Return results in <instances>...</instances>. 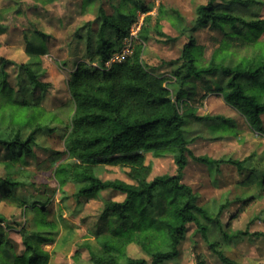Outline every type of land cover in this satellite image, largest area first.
Instances as JSON below:
<instances>
[{
  "label": "trees",
  "instance_id": "16d2710c",
  "mask_svg": "<svg viewBox=\"0 0 264 264\" xmlns=\"http://www.w3.org/2000/svg\"><path fill=\"white\" fill-rule=\"evenodd\" d=\"M99 1L97 17L76 32L78 42L85 40L87 51L94 52L92 62H76L67 83L70 99L62 106L48 108L42 103L50 83L41 79L47 70L38 54H31L24 63L0 55V148L7 149L8 157L3 162L9 168L0 182V200L16 197L15 189L26 185L11 170L15 164L29 163L28 158L36 156L38 137L62 131L64 149L50 159L60 188L75 185L79 199L96 197L108 189L125 194L122 201H104L94 231L99 248H91V264H162L179 254L191 223L197 225L223 261L237 264L219 249L217 240L210 238L216 229L231 237L221 219L231 201L222 204L214 215L200 204L199 195L182 181V175L192 155L190 125L219 119L217 122L225 130L231 126L225 117L197 113L190 103L197 80H204L207 88L218 84L225 100L255 129L264 132V18L258 11L264 7V0H207L199 4L197 26L210 24L220 30V44L206 58L203 46L190 35L182 55L173 61L176 67L170 75L149 67L143 53L153 33L166 36L162 31L163 16L182 34L188 30L182 23V13L160 5L154 16L148 7L132 0H82V8L91 9ZM47 2L50 1H44ZM138 8L146 15L133 52L109 65L112 56L122 49L124 39L130 36ZM1 17L0 10V33L5 29ZM35 33L43 43L46 41L45 32L37 29ZM25 39L27 48L34 50L33 36L25 33ZM244 48L246 52L241 53ZM9 63L16 69L17 88L8 79ZM148 150L156 156L172 154L178 174L157 175L150 180L152 167L144 153ZM56 158L62 161L53 165ZM197 159L210 166H218L221 161L236 164L252 180L264 184V169L252 162ZM102 164L127 168L133 182L103 179L96 170ZM22 204L32 206L38 213L37 229L23 230L25 249L17 254L0 224V264H47L50 253L43 245L53 241L54 236L45 227L55 229L57 225L44 217L45 202L28 205L24 200ZM4 220L0 212V222ZM132 243L138 244L148 257L131 256Z\"/></svg>",
  "mask_w": 264,
  "mask_h": 264
},
{
  "label": "rangeland",
  "instance_id": "374dc122",
  "mask_svg": "<svg viewBox=\"0 0 264 264\" xmlns=\"http://www.w3.org/2000/svg\"><path fill=\"white\" fill-rule=\"evenodd\" d=\"M0 0L1 22L5 29L0 33V55L17 63H24L31 54H38L43 67L47 70L41 78L50 83L42 103L48 108H57L65 104L70 95L68 79L76 67V62L85 59L92 62L94 52L87 51L86 41L78 42V27L87 21L94 20L101 2L96 6L82 8V0ZM139 1L150 9L151 14L158 15L160 5L167 9H178L182 15L183 25L188 30L182 34L166 17L161 20L162 31L166 36L152 34L145 45L143 59L156 72L170 75L176 67L173 61L181 55L189 36L194 35L197 43L203 46L204 55L210 58L220 44L223 34L220 30L206 26H197V8L207 0H132ZM106 7L110 6L106 3ZM259 14L264 18V7ZM138 18L131 27L143 23L144 13L137 9ZM155 20V19H154ZM45 32L48 37L43 43L35 31ZM139 31V30H138ZM25 33L33 36L36 45L29 50ZM171 37V38H170ZM264 38V33L262 37ZM137 36L126 37L121 50L117 51L108 62L120 61L133 52ZM246 48L241 53L246 52ZM96 64V63H94ZM11 85L18 87L15 66L9 63L6 67ZM213 79V78H211ZM204 80H197L194 96L190 103L195 106L201 116H222L230 119L227 130L217 120L208 119L193 122L190 125V148L192 155L185 167L182 181L192 186L199 195V202L209 208L211 213H219L221 205L227 201L231 204L224 210L222 221L231 235L227 238L216 229L210 233L211 240L219 242V249L237 264L264 263V184L252 180L247 171L242 172L236 164L220 162L218 166H210L198 157L210 159H235L243 164L252 162L264 169V132L255 129L249 120L233 105L228 103L218 84L207 88ZM264 120V115H263ZM214 123H218L217 127ZM264 126V125H263ZM215 127V128H214ZM39 146L36 156H30L29 163L14 165V177L26 181L24 187L15 189V196L0 200V212L5 220L0 222L5 236L10 240L13 250L22 254L25 249L23 230L37 229L39 217L36 210L24 206L23 201L32 205L34 201L45 202V218L53 221L57 228L45 227L52 231L54 240L43 245L50 253L47 264H91V248L97 250L99 244L94 235L104 208V201L113 199L122 201L125 194L112 189L104 190L96 197L79 199L75 185L67 184L60 188L53 177L50 159L57 151L64 149L62 131L44 133L38 137ZM147 163L151 165L150 180L157 175L178 174V165L172 154L156 156L153 151H144ZM8 157L6 148H0V182L6 177L9 168L4 159ZM197 157V158H196ZM56 158L53 165L61 162ZM18 170L20 172H18ZM97 173L103 179L129 178L127 168L117 165L102 164ZM249 179V180H248ZM129 254L133 257H148L141 247L132 243ZM162 264H228L210 246L195 223L189 224L186 238L180 245L179 254Z\"/></svg>",
  "mask_w": 264,
  "mask_h": 264
},
{
  "label": "built area",
  "instance_id": "2783aa9c",
  "mask_svg": "<svg viewBox=\"0 0 264 264\" xmlns=\"http://www.w3.org/2000/svg\"><path fill=\"white\" fill-rule=\"evenodd\" d=\"M137 28H138V30H140V25H138ZM138 30L137 31L132 30V32L130 33L131 36H137L138 35Z\"/></svg>",
  "mask_w": 264,
  "mask_h": 264
}]
</instances>
